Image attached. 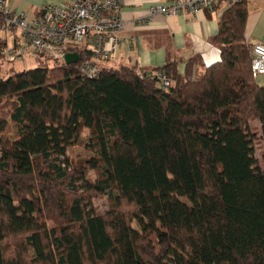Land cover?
<instances>
[{
	"label": "trees",
	"instance_id": "trees-1",
	"mask_svg": "<svg viewBox=\"0 0 264 264\" xmlns=\"http://www.w3.org/2000/svg\"><path fill=\"white\" fill-rule=\"evenodd\" d=\"M248 16L249 0L223 13L221 62L208 68L196 58L181 74L168 59L150 70L106 65L89 79L55 63L4 79L0 14V103L14 99L0 116V264H264L251 127L260 122L264 144V86ZM86 131L97 180L90 160L70 157ZM99 195L113 204L104 214Z\"/></svg>",
	"mask_w": 264,
	"mask_h": 264
},
{
	"label": "built area",
	"instance_id": "built-area-1",
	"mask_svg": "<svg viewBox=\"0 0 264 264\" xmlns=\"http://www.w3.org/2000/svg\"><path fill=\"white\" fill-rule=\"evenodd\" d=\"M10 1L0 0L1 35L7 44L6 62L33 57L63 64L68 54L76 53L78 61L74 65L80 73L89 79H97L103 67L118 59L121 32L125 26L122 10L129 0H66L61 4L45 5L32 18L14 10ZM239 1L174 0L171 5L150 7L146 20L157 15L169 17L181 12L214 10L222 5L230 8ZM146 20L137 24H144ZM251 66L255 77L264 75V44L260 42L252 45ZM170 85L167 76L161 74L160 86L166 89Z\"/></svg>",
	"mask_w": 264,
	"mask_h": 264
},
{
	"label": "crops",
	"instance_id": "crops-1",
	"mask_svg": "<svg viewBox=\"0 0 264 264\" xmlns=\"http://www.w3.org/2000/svg\"><path fill=\"white\" fill-rule=\"evenodd\" d=\"M65 1L11 0L10 6L32 18L45 5L61 4ZM173 2L174 0L126 2L122 10V19L125 22L121 32L122 45L118 59L115 61L118 67L132 66L138 70H150L163 67L167 60L171 59L178 62V72L184 74L192 59L198 58L202 61L200 68H208L221 62V49L215 38L219 33L223 13L228 8L222 5L214 10L204 9L197 13L181 12L169 17L157 15L146 20L150 7L167 6ZM141 20L146 21L144 24H137ZM245 36L251 48L255 42L264 44V0H249ZM196 69L193 72H196ZM256 82L264 86V75L257 76ZM253 122L258 125L256 131L261 132L260 122L254 120L251 124Z\"/></svg>",
	"mask_w": 264,
	"mask_h": 264
},
{
	"label": "rangeland",
	"instance_id": "rangeland-1",
	"mask_svg": "<svg viewBox=\"0 0 264 264\" xmlns=\"http://www.w3.org/2000/svg\"><path fill=\"white\" fill-rule=\"evenodd\" d=\"M10 46H11V39H9V47ZM46 65L51 67L55 65V62L52 60L46 61L45 59L42 60V59H37L33 57H29L25 59L24 61L22 59H19L15 63L5 62L3 65V68L1 69V75L4 79H7L11 74L15 72H20L23 70H29V69H34V68H40ZM116 66L118 67V64H116L115 62H110L108 64V67L115 68ZM13 101L14 99H11V100L4 99L0 103V116L9 118L11 109H13L11 105ZM251 126L253 127L254 131L258 130V125L255 124V122H253ZM7 132L9 133L8 135L12 137L13 134L15 133V126H13V124H10ZM256 133H258V136L256 137V147H255L256 148V158H257L259 166L262 168V170H264V144L260 136L261 132L256 131ZM88 134H89L88 131H86L84 134V137H83L85 141L84 145L82 147H76L74 149V152L70 153V157L75 160H80V159L90 160L89 162H87V167L89 169V178L93 180H97V177H98L97 167L92 160L95 154H94V151L91 145L89 144ZM93 204L95 205L97 212L100 214H104L105 212H107L113 205L112 202L109 200V198L103 195L96 196L93 199Z\"/></svg>",
	"mask_w": 264,
	"mask_h": 264
},
{
	"label": "water",
	"instance_id": "water-1",
	"mask_svg": "<svg viewBox=\"0 0 264 264\" xmlns=\"http://www.w3.org/2000/svg\"><path fill=\"white\" fill-rule=\"evenodd\" d=\"M77 61H78V54L76 53L68 54L65 58L66 65H74L77 63Z\"/></svg>",
	"mask_w": 264,
	"mask_h": 264
}]
</instances>
